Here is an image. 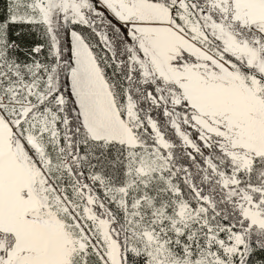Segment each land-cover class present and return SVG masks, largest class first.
<instances>
[{"label": "snow or ice", "instance_id": "snow-or-ice-1", "mask_svg": "<svg viewBox=\"0 0 264 264\" xmlns=\"http://www.w3.org/2000/svg\"><path fill=\"white\" fill-rule=\"evenodd\" d=\"M0 264H264V0H0Z\"/></svg>", "mask_w": 264, "mask_h": 264}]
</instances>
